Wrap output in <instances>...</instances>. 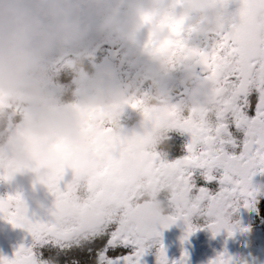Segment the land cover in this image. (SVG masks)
I'll list each match as a JSON object with an SVG mask.
<instances>
[{
  "label": "clouds",
  "instance_id": "obj_1",
  "mask_svg": "<svg viewBox=\"0 0 264 264\" xmlns=\"http://www.w3.org/2000/svg\"><path fill=\"white\" fill-rule=\"evenodd\" d=\"M218 8V0H0V158L22 166L0 184L17 191V177L27 176L22 193L39 213L34 193L43 189L51 204L45 181L61 163L67 173L72 165L91 171L102 148L132 137L164 152L176 121L204 106L212 85L195 62L151 51L175 19L196 28L193 42L219 35ZM246 31L264 39V9ZM114 155L137 183L135 159ZM136 195L133 208L149 224L174 213L161 195Z\"/></svg>",
  "mask_w": 264,
  "mask_h": 264
},
{
  "label": "snow or ice",
  "instance_id": "obj_2",
  "mask_svg": "<svg viewBox=\"0 0 264 264\" xmlns=\"http://www.w3.org/2000/svg\"><path fill=\"white\" fill-rule=\"evenodd\" d=\"M218 4L219 35L199 34L193 42L196 28L175 19L165 23L168 38L151 51L195 62L200 78L212 85L206 104L176 121L164 152L148 150L146 137H132L118 148H102L101 163L91 171L72 165L67 173L57 165L45 181L52 202L39 213L30 212L20 191L0 196V219L28 236L11 258L0 256V264H143L149 250L155 264H169L160 235L178 221L184 225L182 240L200 228L227 237L248 230L239 212L252 209L264 189L253 182L264 175V39L252 38L246 27L254 12L264 9V0ZM173 133L183 143L181 154L170 158L177 150ZM117 151L135 159L137 183L129 182ZM21 170L19 161L0 158V181ZM141 191L161 195L174 213L159 225L149 224L133 208ZM186 259L182 253L172 264ZM208 264L248 261L221 250Z\"/></svg>",
  "mask_w": 264,
  "mask_h": 264
},
{
  "label": "flooded vegetation",
  "instance_id": "obj_3",
  "mask_svg": "<svg viewBox=\"0 0 264 264\" xmlns=\"http://www.w3.org/2000/svg\"><path fill=\"white\" fill-rule=\"evenodd\" d=\"M128 123L131 125L134 120ZM171 135L176 142L177 150L169 153V156L175 158L181 154L180 147L183 138L176 133ZM253 182L264 186V175L258 174L253 177ZM16 184L18 185L17 191L28 192L27 176L17 177ZM10 192H13L12 187L0 184V196ZM34 195L43 205H50V198L43 189L38 188ZM238 219L241 225L248 230L236 232L231 237H227L223 232L213 236L207 229L200 228L191 233L187 239L182 240L184 225L180 221L163 230L160 243L165 249L169 264L178 260L182 253L187 254L186 264H208L209 260L221 250H227L238 259L247 260L248 264H264V189L256 198L252 209L240 210ZM27 242L28 236L24 230L13 228L7 221L0 219V256L11 258L15 248ZM143 264H155L152 250H149L143 257Z\"/></svg>",
  "mask_w": 264,
  "mask_h": 264
}]
</instances>
